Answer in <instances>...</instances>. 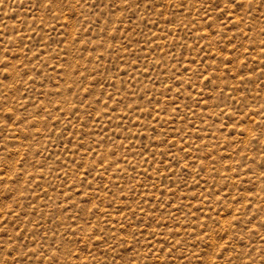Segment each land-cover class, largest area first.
<instances>
[{
	"label": "rangeland",
	"instance_id": "obj_1",
	"mask_svg": "<svg viewBox=\"0 0 264 264\" xmlns=\"http://www.w3.org/2000/svg\"><path fill=\"white\" fill-rule=\"evenodd\" d=\"M0 264H264V0H0Z\"/></svg>",
	"mask_w": 264,
	"mask_h": 264
},
{
	"label": "snow or ice",
	"instance_id": "obj_2",
	"mask_svg": "<svg viewBox=\"0 0 264 264\" xmlns=\"http://www.w3.org/2000/svg\"><path fill=\"white\" fill-rule=\"evenodd\" d=\"M228 4H234L236 2V0H227ZM240 5L237 4V7H239Z\"/></svg>",
	"mask_w": 264,
	"mask_h": 264
}]
</instances>
